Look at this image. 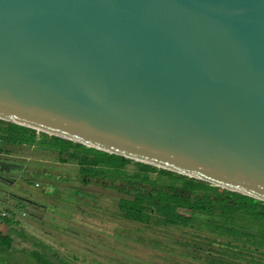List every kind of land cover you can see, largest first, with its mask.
I'll use <instances>...</instances> for the list:
<instances>
[{"label":"water","instance_id":"1","mask_svg":"<svg viewBox=\"0 0 264 264\" xmlns=\"http://www.w3.org/2000/svg\"><path fill=\"white\" fill-rule=\"evenodd\" d=\"M0 119L264 201V0H0Z\"/></svg>","mask_w":264,"mask_h":264},{"label":"rangeland","instance_id":"2","mask_svg":"<svg viewBox=\"0 0 264 264\" xmlns=\"http://www.w3.org/2000/svg\"><path fill=\"white\" fill-rule=\"evenodd\" d=\"M9 149L8 154L0 152V215L5 213L14 223L0 220V230L12 234L18 251L3 252L5 259L38 264L27 250L43 251L36 245L42 243L56 264H200L183 255L186 248L176 242L188 238V233L121 217L117 201L131 195L106 185L110 179L92 176L93 163L63 162L57 153L37 147ZM133 170L129 166L123 171ZM142 178L147 181L145 175ZM19 229L24 237H18ZM127 229H132L129 234L123 232ZM153 240L159 241L157 246ZM210 246L225 248L217 242Z\"/></svg>","mask_w":264,"mask_h":264},{"label":"trees","instance_id":"3","mask_svg":"<svg viewBox=\"0 0 264 264\" xmlns=\"http://www.w3.org/2000/svg\"><path fill=\"white\" fill-rule=\"evenodd\" d=\"M16 146L57 153L63 162L93 163L92 176L110 179L106 185L131 195L117 201L121 217L143 224L174 226L188 233V238L176 242L186 248L183 255L192 256L200 264H264L263 200L0 119V152L8 154L9 147ZM129 166L134 168L132 173L123 171ZM151 173H158V177H150ZM0 220L7 225L14 223L6 214L0 215ZM131 230L123 232L129 234ZM18 235L24 237L26 233L19 229ZM224 237L228 239H220ZM13 240L12 234L0 230V264H19L2 256L3 252H12ZM153 241L157 246L159 241ZM216 242L225 248H212L210 244ZM37 244L43 251L27 250L29 256L38 264H56L48 258L50 248ZM213 251L218 254L213 256Z\"/></svg>","mask_w":264,"mask_h":264},{"label":"built area","instance_id":"4","mask_svg":"<svg viewBox=\"0 0 264 264\" xmlns=\"http://www.w3.org/2000/svg\"><path fill=\"white\" fill-rule=\"evenodd\" d=\"M37 185V184H36ZM5 213H3V215H4Z\"/></svg>","mask_w":264,"mask_h":264}]
</instances>
